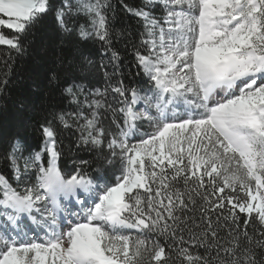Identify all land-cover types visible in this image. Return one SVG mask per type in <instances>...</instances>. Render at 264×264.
<instances>
[{
  "label": "snow or ice",
  "instance_id": "1",
  "mask_svg": "<svg viewBox=\"0 0 264 264\" xmlns=\"http://www.w3.org/2000/svg\"><path fill=\"white\" fill-rule=\"evenodd\" d=\"M121 6L138 28L111 0H0L9 58L51 17L68 53L44 88L73 109L41 102L28 157L11 141L0 264H264V0ZM59 130L95 153V180L87 160L62 171Z\"/></svg>",
  "mask_w": 264,
  "mask_h": 264
},
{
  "label": "trees",
  "instance_id": "2",
  "mask_svg": "<svg viewBox=\"0 0 264 264\" xmlns=\"http://www.w3.org/2000/svg\"><path fill=\"white\" fill-rule=\"evenodd\" d=\"M111 3L116 12L117 27L121 24H128L138 28L135 18L131 17L122 8L121 0H111ZM123 3L132 7H139L142 0H123ZM155 14L157 16L161 15L160 10L156 9ZM0 31H3L7 36L15 34L6 27H0ZM133 35H135V32H133ZM59 44L60 38L49 16L45 17L40 27L36 29L34 42L31 43V46L23 55H17L12 51L9 58L7 55L10 52L8 46L0 45V78H3L6 72L8 73V83L4 93H0V174H3L18 190L19 187L14 180L11 166L6 159L11 141L14 138L19 139L21 141V152L18 153V156L28 157L32 152L39 151L43 143V137L38 127L41 102L56 103L65 110H73L67 106L66 102L60 101L55 94L49 101L47 89L44 88L49 70L55 67L57 52L68 53V49H60ZM121 55L125 65H133L131 46L123 50ZM5 61H7L10 70L9 67H6ZM145 81L146 77L141 73L140 76H136L132 80V83L144 87L146 86ZM127 82L128 80H126ZM141 128L149 129L147 124H143ZM76 135L74 130H59L58 141H62L60 144L62 150L61 169L65 172L71 171V161L73 159L87 160L90 164L87 166L86 171L95 180L98 175L95 153L76 149ZM23 162L21 158L19 163L23 165ZM2 211H4V208L0 206V212ZM132 235H136V233L132 232Z\"/></svg>",
  "mask_w": 264,
  "mask_h": 264
},
{
  "label": "rangeland",
  "instance_id": "3",
  "mask_svg": "<svg viewBox=\"0 0 264 264\" xmlns=\"http://www.w3.org/2000/svg\"><path fill=\"white\" fill-rule=\"evenodd\" d=\"M142 131H144V132H149V131H151V129L149 128V129H147V128H144V129H142ZM41 236L43 235V233H41L40 234Z\"/></svg>",
  "mask_w": 264,
  "mask_h": 264
}]
</instances>
